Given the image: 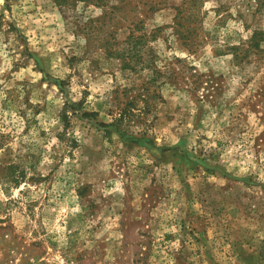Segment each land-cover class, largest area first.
<instances>
[{"label":"rangeland","instance_id":"obj_1","mask_svg":"<svg viewBox=\"0 0 264 264\" xmlns=\"http://www.w3.org/2000/svg\"><path fill=\"white\" fill-rule=\"evenodd\" d=\"M0 137V264H264V0H0Z\"/></svg>","mask_w":264,"mask_h":264},{"label":"trees","instance_id":"obj_2","mask_svg":"<svg viewBox=\"0 0 264 264\" xmlns=\"http://www.w3.org/2000/svg\"><path fill=\"white\" fill-rule=\"evenodd\" d=\"M257 35V34H256ZM255 34L252 36V42L254 45H256V40L258 39ZM1 139V137H0ZM2 143H0L1 146ZM16 165L9 164L7 166H1L0 165V183L2 185H8L10 186H16L19 181V176L16 175Z\"/></svg>","mask_w":264,"mask_h":264}]
</instances>
